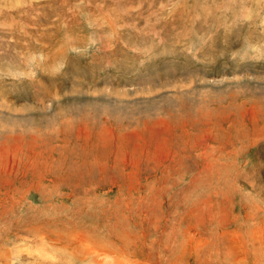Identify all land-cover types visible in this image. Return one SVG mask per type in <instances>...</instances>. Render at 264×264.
Returning a JSON list of instances; mask_svg holds the SVG:
<instances>
[{
  "label": "rangeland",
  "instance_id": "rangeland-1",
  "mask_svg": "<svg viewBox=\"0 0 264 264\" xmlns=\"http://www.w3.org/2000/svg\"><path fill=\"white\" fill-rule=\"evenodd\" d=\"M0 264H264V0H0Z\"/></svg>",
  "mask_w": 264,
  "mask_h": 264
},
{
  "label": "bare ground",
  "instance_id": "bare-ground-1",
  "mask_svg": "<svg viewBox=\"0 0 264 264\" xmlns=\"http://www.w3.org/2000/svg\"><path fill=\"white\" fill-rule=\"evenodd\" d=\"M212 215V214H211ZM97 254V253H96Z\"/></svg>",
  "mask_w": 264,
  "mask_h": 264
}]
</instances>
